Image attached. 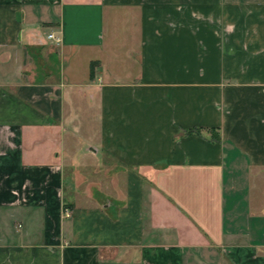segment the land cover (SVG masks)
<instances>
[{"label": "crops", "instance_id": "crops-1", "mask_svg": "<svg viewBox=\"0 0 264 264\" xmlns=\"http://www.w3.org/2000/svg\"><path fill=\"white\" fill-rule=\"evenodd\" d=\"M0 264H264V0H0Z\"/></svg>", "mask_w": 264, "mask_h": 264}, {"label": "built area", "instance_id": "built-area-1", "mask_svg": "<svg viewBox=\"0 0 264 264\" xmlns=\"http://www.w3.org/2000/svg\"><path fill=\"white\" fill-rule=\"evenodd\" d=\"M49 39H53L55 40L56 42H59L60 39L55 37L53 34L49 35ZM67 216L70 217V212H66Z\"/></svg>", "mask_w": 264, "mask_h": 264}, {"label": "trees", "instance_id": "trees-1", "mask_svg": "<svg viewBox=\"0 0 264 264\" xmlns=\"http://www.w3.org/2000/svg\"><path fill=\"white\" fill-rule=\"evenodd\" d=\"M93 70H94V68L92 67V74H93Z\"/></svg>", "mask_w": 264, "mask_h": 264}]
</instances>
